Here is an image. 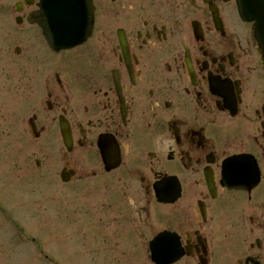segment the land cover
<instances>
[{
	"label": "flooded vegetation",
	"instance_id": "af4514ba",
	"mask_svg": "<svg viewBox=\"0 0 264 264\" xmlns=\"http://www.w3.org/2000/svg\"><path fill=\"white\" fill-rule=\"evenodd\" d=\"M8 1L0 77L16 73L22 140L63 148L64 125L66 184L105 201L108 233L91 238H169L173 264H264V57L234 0H92L89 37L60 51L29 21L36 0Z\"/></svg>",
	"mask_w": 264,
	"mask_h": 264
},
{
	"label": "rangeland",
	"instance_id": "374dc122",
	"mask_svg": "<svg viewBox=\"0 0 264 264\" xmlns=\"http://www.w3.org/2000/svg\"><path fill=\"white\" fill-rule=\"evenodd\" d=\"M15 75L0 77V264H151L149 238H91L108 233L105 201L96 184L60 181V144L22 140L29 115ZM115 225L107 227L119 234Z\"/></svg>",
	"mask_w": 264,
	"mask_h": 264
},
{
	"label": "water",
	"instance_id": "95a60500",
	"mask_svg": "<svg viewBox=\"0 0 264 264\" xmlns=\"http://www.w3.org/2000/svg\"><path fill=\"white\" fill-rule=\"evenodd\" d=\"M236 4L241 19L252 23L254 38L261 40L264 53V0H236ZM38 6L40 11L36 14V21L49 40L73 46L84 39L91 21L89 0H40ZM161 241L156 246L161 251L156 260L164 255L166 249H169L170 256L175 254L173 241ZM161 262L165 264L167 260Z\"/></svg>",
	"mask_w": 264,
	"mask_h": 264
},
{
	"label": "bare ground",
	"instance_id": "6f19581e",
	"mask_svg": "<svg viewBox=\"0 0 264 264\" xmlns=\"http://www.w3.org/2000/svg\"><path fill=\"white\" fill-rule=\"evenodd\" d=\"M90 30V29H89ZM91 30H92V27H91ZM91 30H90V33H91ZM64 133H66L67 134V132H66V129L64 128V130H63V144H64V142L66 143V147H69V140H65L64 139ZM68 136V135H67ZM65 145V144H64ZM65 178H66V176H65ZM85 212L86 213H89L88 212V210L87 209H85ZM90 215H93L92 213H89ZM77 216H79V217H84V215H81V214H76V216H74V217H77ZM151 239V238H150Z\"/></svg>",
	"mask_w": 264,
	"mask_h": 264
}]
</instances>
